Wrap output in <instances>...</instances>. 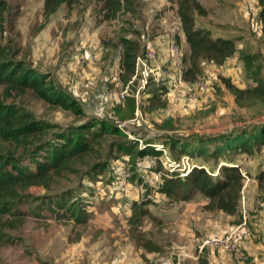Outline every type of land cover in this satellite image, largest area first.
<instances>
[{
	"label": "rangeland",
	"instance_id": "rangeland-1",
	"mask_svg": "<svg viewBox=\"0 0 264 264\" xmlns=\"http://www.w3.org/2000/svg\"><path fill=\"white\" fill-rule=\"evenodd\" d=\"M128 1L132 9L124 8L114 19L104 18L99 0H79L74 6L61 5L44 20L43 0H7L14 30L6 39L19 51L16 60L45 77L70 105H51L33 93L12 96L6 103L30 114L36 125H45L43 137L49 141L74 131L88 139L93 133L98 137L68 172L51 176L48 188L32 186L23 192L15 211L21 213L6 218L13 221L12 228L0 227V264H196L188 245L174 244L188 243L195 228L186 227L178 234V224L173 225L186 219L177 215L192 199L176 201L164 193L166 181L186 178L178 176L173 162L190 172L193 167L203 168L210 175H220L224 160H233L250 178L264 171V136L260 135L264 104L254 101L246 108L235 107L234 95L224 82L240 89L264 82V50L256 34L257 1L199 0L208 14L195 15V26L206 25L237 46L242 44L241 48L221 66L201 63L202 73L191 86L183 81L169 92L170 85L150 80L137 98L139 82L120 80L123 44L130 42L142 53L158 43L167 53L168 44L178 38L180 24L175 0ZM255 124H262L254 130L260 138L252 141L257 132H247L251 142L247 153L231 152L223 155L224 160L218 156V145L231 139L221 138L226 137L224 131L249 130ZM34 142L28 149L0 141V153H15L16 162L34 172V163L41 161L43 153L39 141ZM59 142L54 138L50 144ZM204 199L207 202L203 195L192 200L198 217H205L198 213ZM56 201L71 205L69 211L73 206L78 209L62 214ZM205 204L200 207L207 215ZM245 205L240 193L235 215L212 211L211 217L238 223L245 220L241 212ZM133 217L140 226L131 222ZM227 230L197 232L203 246L198 264H206L204 252L211 248L210 239L232 229ZM147 246L157 250L149 251Z\"/></svg>",
	"mask_w": 264,
	"mask_h": 264
},
{
	"label": "trees",
	"instance_id": "trees-1",
	"mask_svg": "<svg viewBox=\"0 0 264 264\" xmlns=\"http://www.w3.org/2000/svg\"><path fill=\"white\" fill-rule=\"evenodd\" d=\"M102 11L105 12V19H114L116 15L126 8L131 10L130 1L128 0H99ZM79 0H43V17L47 20L61 6H74ZM176 14L179 19L181 31L184 35L187 53L184 61L187 64L182 73V81L190 84L194 83L200 77L201 62L213 63L221 66L227 59L232 57L236 52V44L233 39L212 37L210 32L203 28L195 27L194 16H207L208 10L204 8L199 0H175ZM258 20L261 25V42L264 50V0H257ZM13 24L10 23V6L7 0H0V141L13 146H24L31 149L34 141H39V150H42L41 161H35V171L24 169L13 158L15 153H0V227L12 228L13 221L6 220L7 216L17 215L19 212L17 202L22 197L25 190L32 186H43L48 188V181L52 175L61 176L62 173L68 172L72 165H76V159L85 153L88 144L92 142L97 133L91 134L92 138L82 137V133L74 131L72 134H59L56 137L60 140L58 144H50L48 139L43 137L47 134L45 125H36L32 117L27 112L17 110L11 104H7L8 99L12 96L20 97L27 93H33L36 98L42 99L47 103L63 108L69 107L67 99L43 76L35 73L29 67L16 58L19 51L16 49L14 42L7 41L6 34L13 32ZM175 42L179 43L176 37ZM138 52V46L130 42L123 44L122 57L120 60V80L124 83L131 79L134 71V60ZM225 87L234 95V101L238 108H246L252 102L264 104V82L257 81L254 87L244 89L231 85L226 80ZM129 115H134V101L128 100ZM75 108V107H74ZM263 123V122H261ZM262 125V124H261ZM261 125L248 127L249 130H237L229 134H224L221 138H231L225 145H218L217 154L224 160L225 154L247 153L250 146L248 133H256L254 130L261 128ZM248 132V133H247ZM260 133V132H259ZM252 137V141L258 142L260 135ZM75 135V137H74ZM247 138V139H246ZM44 140V141H43ZM43 141V142H42ZM83 144V149H78ZM262 144V142H261ZM78 151V152H77ZM219 167L220 175L208 174L203 168L193 167L186 178L182 180L166 181L164 184V193L176 201H187L192 198L193 194L201 193L207 202L204 206L206 211H218L226 215H235L238 210V200L246 177H250L241 170L240 165L233 160L225 161ZM218 175V176H217ZM217 178H214L216 177ZM254 179L259 189L264 188V171L254 175ZM30 202V200H29ZM56 201L54 204L63 213L71 215L76 212L77 207L63 206ZM78 217L76 213L75 217ZM131 222L139 224L137 217H133ZM140 226V225H138ZM149 244V243H148ZM149 251L157 250V247L147 246Z\"/></svg>",
	"mask_w": 264,
	"mask_h": 264
},
{
	"label": "crops",
	"instance_id": "crops-1",
	"mask_svg": "<svg viewBox=\"0 0 264 264\" xmlns=\"http://www.w3.org/2000/svg\"><path fill=\"white\" fill-rule=\"evenodd\" d=\"M236 5L239 6L240 4L237 2ZM201 28L206 29L208 31L211 30V28H209L206 25L202 26ZM211 31L212 34L211 33L210 34L212 36H215L216 34L217 37L226 38L225 36H220L221 34L219 35L218 33H216L215 30H211ZM256 34L257 37L260 36L259 38H261V25L258 26V29L256 30ZM178 39H179V44L181 45L183 51L186 54L188 48L187 45L185 44V39L181 31V26L178 31ZM241 46L242 44H238V46L236 45L237 52L241 48ZM156 47L158 48L160 47L159 50L161 52H163V49H165L164 45L161 44L159 45L158 43H156ZM161 54L164 55L165 53H161ZM229 59H227L225 62H227ZM201 63H209V62L202 61ZM201 89L207 91L208 87L207 89H203V88ZM170 91H174V90H169V92ZM179 95H181V93H179ZM233 102L235 107H237L234 99ZM237 130L238 129H236L235 131ZM224 132L231 133V131H224ZM224 132L223 134H225ZM198 196H201V194L196 193L195 196H193L192 199L189 200V203H187L184 209H181L179 215H177L181 219L183 218L186 219L183 220V222L178 221L173 224V225L178 224L176 225L177 226L176 232H178V234H180V232L184 230L186 227L188 228L189 226H193L195 228L194 233L192 232L194 236L188 239V243L186 241L181 244H179L178 242H175L174 244H176L177 247L188 245L187 252L192 257V261H198L196 263L198 264L200 263V258L198 254L203 253L202 251L203 246L202 243L199 241V238L196 237L197 232L199 233L218 232V234H222L228 231L227 228H231L232 229L231 231L235 232V235L237 237V242L239 246L242 248L244 255L241 258L235 259V258H231L227 253L223 251L213 250L212 246L211 248L206 247L204 252V260L206 264H264V194L261 192V189L258 188V184L254 179V175L251 178L246 177V179L243 182V187L241 190V198L244 199L246 205L244 206L243 209L241 208V212L243 210L242 218H245V220L243 221L241 220L238 223L235 222L232 223V220H229L231 218L226 219L224 221L218 218H212L211 214L215 212H208V214L205 215L204 214L205 211L203 210L201 211V207L206 203L205 199L200 204V206L201 205L202 206L201 207L199 206L198 209V213L205 217H198V215L195 214L198 207H194L192 205L194 202L192 201L193 198L195 200L196 198H198ZM218 214L224 215V213L222 212ZM193 252L195 253V255H193Z\"/></svg>",
	"mask_w": 264,
	"mask_h": 264
},
{
	"label": "built area",
	"instance_id": "built-area-1",
	"mask_svg": "<svg viewBox=\"0 0 264 264\" xmlns=\"http://www.w3.org/2000/svg\"><path fill=\"white\" fill-rule=\"evenodd\" d=\"M157 49L159 54L157 53ZM161 53H165L164 55ZM185 52L181 45L177 42L168 44V52H161L158 47H147L144 52L138 54L134 60V74L129 80L130 83H134L136 80L139 82L136 87L135 98L141 91L144 90L150 80L163 84L170 85L169 90L172 87H176L182 81V73L186 69L187 64L184 61ZM128 82V83H129ZM187 86H191L194 83H184ZM201 88L207 89L206 85H201ZM127 88L124 89L120 96L123 98L127 95ZM121 127V126H120ZM176 166L179 177H187L190 170H185L181 167L179 162H173ZM209 244L214 247L221 248L227 251L231 258H241L243 256L239 246L237 245V237L234 231L229 234L213 237L210 239Z\"/></svg>",
	"mask_w": 264,
	"mask_h": 264
},
{
	"label": "water",
	"instance_id": "water-1",
	"mask_svg": "<svg viewBox=\"0 0 264 264\" xmlns=\"http://www.w3.org/2000/svg\"><path fill=\"white\" fill-rule=\"evenodd\" d=\"M258 122H262V121H258ZM258 122H257V123H258Z\"/></svg>",
	"mask_w": 264,
	"mask_h": 264
}]
</instances>
